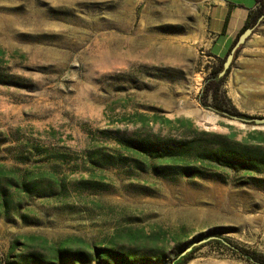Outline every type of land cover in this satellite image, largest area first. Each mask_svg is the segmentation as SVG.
<instances>
[{
	"label": "rangeland",
	"instance_id": "rangeland-1",
	"mask_svg": "<svg viewBox=\"0 0 264 264\" xmlns=\"http://www.w3.org/2000/svg\"><path fill=\"white\" fill-rule=\"evenodd\" d=\"M211 6L0 0V264H60L62 248L83 253L73 264H173L203 240L187 264H257L237 249L264 255V173L163 178L151 168L195 166V151L152 160L118 142L264 140V126L201 103L215 63ZM224 91L240 113L264 118V19Z\"/></svg>",
	"mask_w": 264,
	"mask_h": 264
},
{
	"label": "trees",
	"instance_id": "trees-1",
	"mask_svg": "<svg viewBox=\"0 0 264 264\" xmlns=\"http://www.w3.org/2000/svg\"><path fill=\"white\" fill-rule=\"evenodd\" d=\"M256 4L255 11L249 13L247 22L243 29L238 34L237 38L230 45L228 51L224 53L223 57L215 58V63L211 66L208 76L205 78L204 85L201 91V103L205 108H211L214 113L224 118L222 115L226 114L230 116H236L240 118H251L247 115L240 113L228 99L226 92L224 91V85L229 74V70L226 71L224 77L219 78V73L222 71V66L226 57L229 55L232 47L235 45L238 37L246 30L254 28L260 18L264 17V0H253ZM239 50V49H238ZM236 51L234 57L237 55ZM230 69V68H229ZM0 82H2L0 80ZM228 119V118H227ZM155 120V119H154ZM166 125H170L173 122L167 119H160ZM157 124V120L154 121ZM176 122H180L177 120ZM229 128V127H228ZM217 140V147L212 149H205L197 139L195 141L189 140H163V139H118L119 144L128 150L134 151L136 154L144 156L152 160H164L175 159L182 157L187 152L195 151V166L193 165H159L151 168V173L163 178L169 175H178L185 177H199L204 178L207 170L210 171V167L217 168L218 170H224L234 173H244L252 175H260L264 173V150L261 149L264 145L262 139H244L241 142H235L236 135L229 136L212 135ZM137 162V161H136ZM216 245L220 248L233 249L234 245L225 240H214L209 242L208 245ZM241 256L248 262L251 260L257 264H264V255L249 252L242 249H237ZM197 249L193 248L191 252L185 256H177L173 264H187L193 259ZM106 251L102 253L104 255ZM59 255L60 264H73L72 260L81 259L83 257L82 252L72 253L71 250L65 248L57 250ZM108 256H113L111 253ZM122 259L124 264H134L131 260L118 255Z\"/></svg>",
	"mask_w": 264,
	"mask_h": 264
},
{
	"label": "crops",
	"instance_id": "crops-1",
	"mask_svg": "<svg viewBox=\"0 0 264 264\" xmlns=\"http://www.w3.org/2000/svg\"><path fill=\"white\" fill-rule=\"evenodd\" d=\"M255 9L256 4L253 0H212L208 13L211 58L215 60V58L223 57L243 29L249 13Z\"/></svg>",
	"mask_w": 264,
	"mask_h": 264
},
{
	"label": "water",
	"instance_id": "water-1",
	"mask_svg": "<svg viewBox=\"0 0 264 264\" xmlns=\"http://www.w3.org/2000/svg\"><path fill=\"white\" fill-rule=\"evenodd\" d=\"M264 17L260 18L259 19V22L258 24L261 22V20L263 19ZM257 24V25H258ZM255 28H251V29H246L237 39L235 45L232 47L229 55L226 57L225 59V62L222 66V71L219 73V78H222L224 77V75L226 74V71L229 70L232 62H233V59H234V55L236 53V51L242 47L245 42L247 41V39L252 35V33L254 32ZM210 111L214 112L211 108H208ZM224 118H228L232 121H236V122H240V123H243V124H251V125H255V126H264V118H240V117H236V116H228L226 114H223L222 115ZM205 243V240L203 241H198L197 243H194L192 244L191 246H189L187 249H185L181 254H180V257H183L185 256L187 253L191 252L193 248L201 245ZM251 262H253L251 260Z\"/></svg>",
	"mask_w": 264,
	"mask_h": 264
}]
</instances>
